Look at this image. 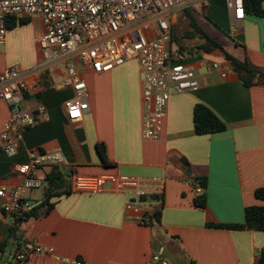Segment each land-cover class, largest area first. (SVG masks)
<instances>
[{
	"label": "crops",
	"instance_id": "0c3cea01",
	"mask_svg": "<svg viewBox=\"0 0 264 264\" xmlns=\"http://www.w3.org/2000/svg\"><path fill=\"white\" fill-rule=\"evenodd\" d=\"M198 4L204 8L203 14L198 13L202 22L196 18L203 31L209 30L207 34L238 59L264 67V17L248 14L237 19L229 0H191L189 10L185 7L176 16L175 43L184 40L180 19L186 20ZM28 19L20 25V20L8 18L6 41L0 44V73L13 65L27 69L42 62L38 39L43 22L40 16ZM12 21L16 26L10 28ZM192 31L191 26V36L199 37ZM218 53L189 55L199 87L172 94L157 140L143 137V78L137 60L101 73L79 64L89 109L77 122L66 114L65 101L74 91L61 85L63 61L55 55L49 67L40 68L35 74L39 90L28 94L22 108L41 102L49 119L25 131L15 156L0 147V187L10 189L24 181L14 166L27 164L31 151H60L65 162L38 168L45 185L28 191L25 200L30 208L44 201L53 168L69 174L71 192L53 197L48 212L41 208L15 234L0 208V264H12L18 247L33 240L52 252L33 253L31 264H149L158 252L170 264H260L264 231L220 224H243L247 206L264 204L256 197V190L264 186V84L248 87L225 57L221 62L209 61L204 55ZM213 62L222 64V69L207 71L206 65ZM199 103L215 112L227 129L198 134L194 108ZM9 115V106L0 100V119L5 121ZM99 143L106 146L108 166L99 154ZM75 174L105 175L108 181L101 192H76L72 189ZM123 177L165 182L158 222L145 224L131 218L128 202L150 209L152 201L118 190ZM197 177L207 178L205 207L195 203L204 191L197 192Z\"/></svg>",
	"mask_w": 264,
	"mask_h": 264
},
{
	"label": "built area",
	"instance_id": "2783aa9c",
	"mask_svg": "<svg viewBox=\"0 0 264 264\" xmlns=\"http://www.w3.org/2000/svg\"><path fill=\"white\" fill-rule=\"evenodd\" d=\"M237 19L246 16L244 0H229ZM191 0H0V44L7 37V20H21L40 16L43 33L38 39L42 62L24 69L13 65L0 73V100L9 106L7 120L0 119V147L15 156L18 144L27 129L49 119L47 107L39 102L22 108L28 94L38 92L36 72L49 67L55 55L63 61V87L72 88V97L65 101L67 117L72 122L83 119L89 109L88 89L81 73V65L95 72H110L128 60L138 61L142 78L143 137L157 140L161 137L173 93H184L199 87L195 68L189 63V54L172 45V30L177 11L189 6ZM222 64L206 65L207 71L221 70ZM65 162L60 151L35 150L29 153L27 164H17L15 170L25 176L13 188L0 187V208L9 224L30 209L25 194L42 189L45 180L37 175L41 166H58ZM108 181L105 175L75 174L72 189L76 192H101ZM156 184L158 188L149 187ZM165 182L159 178H120L118 190L146 195L152 201L150 209L128 202L131 218L141 223L158 222L155 215L162 212ZM203 188L197 186V192ZM156 195L157 197H152ZM52 252L36 240L21 244L13 255L12 264H31L33 253ZM76 264H82L78 261ZM149 264H170L162 252L152 255Z\"/></svg>",
	"mask_w": 264,
	"mask_h": 264
},
{
	"label": "trees",
	"instance_id": "16d2710c",
	"mask_svg": "<svg viewBox=\"0 0 264 264\" xmlns=\"http://www.w3.org/2000/svg\"><path fill=\"white\" fill-rule=\"evenodd\" d=\"M264 0H244L246 15H257L264 17V8H263ZM189 10V7L185 8V10ZM28 18H23L20 20V25L28 23ZM16 26V22L12 21L9 23V27L13 28ZM191 26L194 29L192 31L195 34H198L200 38L203 39V42H200L198 45L199 50L196 51V48L190 49H182V51L187 52L190 56L198 55L199 53H212L215 50H218L223 54L225 59L229 60L232 64L233 70L242 80V82L250 87L253 85L264 84V69L254 65L248 59L240 60L237 57L233 56L229 53L223 45L211 38L207 33L203 31V29L197 24L196 18H191ZM178 27L173 26L172 30V43H175L178 38ZM191 33V31H190ZM194 124L195 129L198 134H209L224 131L227 129L226 123L209 107L204 104H196L194 108ZM98 151L101 156V159L105 166L110 164L107 156L106 146L104 143L98 144ZM195 184L201 186L203 188V193L200 196H197L195 199V203L201 207H205L206 205V189H207V178L206 177H197L195 178ZM70 190V177L69 174H66L59 170V168H53L51 172L47 176V187L44 201L38 206L30 208L28 211L24 212L20 215L16 224L11 227V231L13 234L16 233L19 225L29 218L30 216L37 215L39 210L43 207H46L45 212H48L53 204L50 200L53 197L61 196L63 194H69ZM152 197H157L156 195H152ZM257 199L264 202V186L260 187L256 190ZM141 198H148L146 195L141 196ZM156 219L161 218V212H157L155 215ZM220 226L234 228V229H253L264 231V204H256L247 206L245 208V223L243 224H220ZM260 264H264V249L260 254Z\"/></svg>",
	"mask_w": 264,
	"mask_h": 264
},
{
	"label": "rangeland",
	"instance_id": "374dc122",
	"mask_svg": "<svg viewBox=\"0 0 264 264\" xmlns=\"http://www.w3.org/2000/svg\"><path fill=\"white\" fill-rule=\"evenodd\" d=\"M201 6V7H200ZM183 9H181V10H179V11H177V13H176V16L180 13V11H182ZM198 13H201V14H203L204 13V8H203V6H202V4H198L197 6L196 5H194L192 8H191V13H189L188 14V16H185V19L186 20H184L183 18L182 19H180V23H179V30H180V36H183V38H184V40H182L181 39V42H179V43H174V45L176 46V47H180L181 45H183V46H181V48L182 49H184V50H186V49H190V48H196V51H201V50H199L200 48H198V45L200 44V42H203V39L202 38H200V37H196V36H191L192 34L190 33V31H191V22H189V21H191V18L192 17H194V18H197L199 15H201V14H198ZM199 18V20L201 19L202 20V18L201 17H198ZM200 20V21H201ZM202 22V21H201ZM205 31V30H204ZM206 32V31H205ZM208 33H210L209 32V30L207 31ZM206 32V33H207ZM212 35V34H211ZM213 38H214V36H213ZM226 47V46H225ZM228 47V48H227ZM226 48L228 49V50H230L232 53L234 52L233 51V48L232 47H230V46H227ZM205 55V57L207 58V59H209V61H214V60H216V61H224L223 60V54H220V53H218V54H204ZM261 68H263L264 69V67H261Z\"/></svg>",
	"mask_w": 264,
	"mask_h": 264
},
{
	"label": "water",
	"instance_id": "95a60500",
	"mask_svg": "<svg viewBox=\"0 0 264 264\" xmlns=\"http://www.w3.org/2000/svg\"><path fill=\"white\" fill-rule=\"evenodd\" d=\"M233 11H234V9H233Z\"/></svg>",
	"mask_w": 264,
	"mask_h": 264
}]
</instances>
